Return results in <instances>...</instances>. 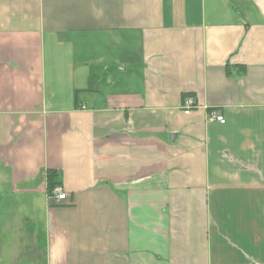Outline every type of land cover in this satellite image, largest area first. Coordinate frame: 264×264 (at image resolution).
<instances>
[{"label":"crops","instance_id":"obj_1","mask_svg":"<svg viewBox=\"0 0 264 264\" xmlns=\"http://www.w3.org/2000/svg\"><path fill=\"white\" fill-rule=\"evenodd\" d=\"M0 264H264V0H0Z\"/></svg>","mask_w":264,"mask_h":264},{"label":"built area","instance_id":"obj_2","mask_svg":"<svg viewBox=\"0 0 264 264\" xmlns=\"http://www.w3.org/2000/svg\"><path fill=\"white\" fill-rule=\"evenodd\" d=\"M182 110L183 113L188 114L192 108L196 107V101L194 99L193 96H186L183 98L182 100ZM208 120L210 121H218L220 123L224 122V117L215 109H212L208 112ZM52 195L58 199V200H62L65 199L66 194L64 191H62V189L56 187L53 191H52Z\"/></svg>","mask_w":264,"mask_h":264},{"label":"trees","instance_id":"obj_3","mask_svg":"<svg viewBox=\"0 0 264 264\" xmlns=\"http://www.w3.org/2000/svg\"><path fill=\"white\" fill-rule=\"evenodd\" d=\"M60 184L58 180V172L55 170H48L46 175V189L49 193Z\"/></svg>","mask_w":264,"mask_h":264}]
</instances>
